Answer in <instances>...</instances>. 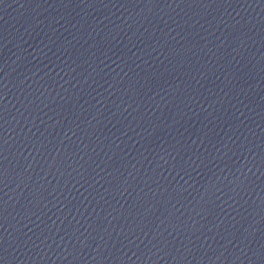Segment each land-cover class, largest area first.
I'll list each match as a JSON object with an SVG mask.
<instances>
[{"label": "water", "instance_id": "95a60500", "mask_svg": "<svg viewBox=\"0 0 264 264\" xmlns=\"http://www.w3.org/2000/svg\"><path fill=\"white\" fill-rule=\"evenodd\" d=\"M0 264H264V0H0Z\"/></svg>", "mask_w": 264, "mask_h": 264}]
</instances>
